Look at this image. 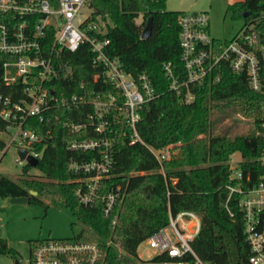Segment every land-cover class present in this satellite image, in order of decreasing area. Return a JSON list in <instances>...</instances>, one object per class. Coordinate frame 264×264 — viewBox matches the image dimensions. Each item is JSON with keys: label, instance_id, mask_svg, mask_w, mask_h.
<instances>
[{"label": "trees", "instance_id": "trees-1", "mask_svg": "<svg viewBox=\"0 0 264 264\" xmlns=\"http://www.w3.org/2000/svg\"><path fill=\"white\" fill-rule=\"evenodd\" d=\"M21 3L24 0H16ZM95 12L108 15L112 26L98 39H109L106 55L116 57L123 70L133 76L146 73L155 90V98L144 103L137 123V133L143 142L131 143L130 133L121 123L112 124L113 109H110L111 160L109 176L101 182V192L120 188L123 200L105 216L101 204L83 206L74 195L78 189L81 173L68 171L71 161L82 162L98 159V149L89 153L73 152L68 143L99 139L100 135L88 124L93 114V100L106 101L113 95L117 103L122 98L118 91L102 77V68L93 63L88 44L81 45L74 53L63 50L53 56V65L58 75L50 85L55 93L66 96L77 95L82 101L66 109L57 106L45 114L47 121L27 118L23 128L34 131L39 138L35 149L41 154L37 175L29 174L31 167L25 165L17 181L0 174V199L27 198L28 203L45 205L46 199L54 205L70 209L76 218L70 224L74 241H95L97 238L118 243L125 255L110 248L104 264H132L138 245L168 222V211L172 214L182 210L193 211L201 218L200 233L193 240L192 248L198 258L207 264H248L249 246L243 235L242 212L237 195L228 203V163L230 156L238 152L242 157L241 169L256 181L261 174L257 162L263 142L250 132L232 139L224 136H208L198 140L199 135H209L212 129L210 116L215 111L228 108L251 117L259 124L261 97L248 86L244 76L236 75L226 65H221L220 81L211 85L208 81L192 88L194 100L184 103L182 97L169 88L170 80L163 72L164 63H170L175 71L184 75L180 61L179 11L166 9L164 0L150 3L148 0H91ZM232 18L243 24L257 23L264 30V0H243L228 5ZM138 12L144 13L143 25L148 18L152 30L148 38H141L142 26L134 19ZM249 12L246 18L241 13ZM38 15L19 19L11 15H0V23L7 25L10 33L21 22L33 26ZM53 29L47 28L44 36L46 47L52 45ZM0 56L2 65L10 61ZM69 69V73L64 72ZM100 74L98 80L94 76ZM0 95L17 102L25 95L22 87L0 85ZM54 116L58 117L54 120ZM67 122L74 126L86 124L87 128L71 133ZM5 123L0 120V129ZM125 133V134H123ZM176 145L172 159L162 166L150 149ZM0 141V150L3 149ZM36 195H32V193ZM113 220L115 223L112 225ZM39 241H32L36 243ZM0 254H10L16 260L17 252L9 249L0 239Z\"/></svg>", "mask_w": 264, "mask_h": 264}, {"label": "built area", "instance_id": "built-area-1", "mask_svg": "<svg viewBox=\"0 0 264 264\" xmlns=\"http://www.w3.org/2000/svg\"><path fill=\"white\" fill-rule=\"evenodd\" d=\"M0 15L19 19L38 15L33 26L23 21L12 33L7 25L0 23V56L6 55L11 59L2 65L0 85H20L25 94L17 102L0 95V120L5 123V127L0 129V141L4 146L0 150V161L10 146L17 147V155L19 151H26V156L39 161L41 154L35 149V144L39 142L38 135L23 128L24 122L31 117L40 123L47 121L49 118L45 114L58 105L68 109L82 101V97L77 95L55 93L50 83L58 77L53 56L63 50L74 53L81 45L88 44L93 63L102 68L104 81L118 91L122 101L118 104L117 97L113 95L106 101L100 98L93 100L94 112L87 120L100 138L70 142L68 149L80 153L98 149L99 157L89 161H71L67 168L71 173L83 175L74 193L78 202L85 207L100 203L104 215H112L124 194L120 188L101 192V182L109 176L112 167L110 109L116 115H112V124L121 123L129 131L131 143L143 144L137 133V123L144 103L156 96L149 76L146 73L133 76L123 70L118 58L106 55L109 39H98V35H105L113 23L108 15L95 12L91 0H24L21 3L0 0ZM134 21L142 26V33L146 25H143L144 13L138 12ZM177 22L184 75L175 71L170 63H164L162 69L170 80L169 88L180 95L184 103H190L194 100L192 88L206 81L211 85L218 83L219 69L221 65H226L234 74L244 76L247 86L261 97L260 122L258 125L252 122L254 136L264 144V30L259 31L257 23H246L228 40H220L210 36L207 12H181ZM50 27L53 29L52 45L47 48L43 40L46 29ZM64 72L69 73V69L66 68ZM100 77V74H96L94 80ZM57 119L54 116V120ZM64 126L71 133L87 128L86 124L74 126L67 122ZM175 146L150 151L162 166L164 161L172 159ZM15 162L24 167L29 165L26 159L21 160L19 156ZM241 162L242 157L233 165L228 163L229 183L226 189L229 195L226 203L237 195L244 240L250 252L248 264H264V146L257 158L261 174L256 181L251 180L250 174L242 173ZM114 223L113 220L112 225ZM200 226L201 218L195 212L182 210L172 214L169 210L165 227L150 234L138 245L146 246L151 254L147 258L140 256L138 247L136 255L131 258L132 264H207L198 258L191 244L200 233ZM110 248L125 255L118 243L110 240L97 238L95 241L78 242L71 238H49L32 243L28 259L22 264H104Z\"/></svg>", "mask_w": 264, "mask_h": 264}, {"label": "rangeland", "instance_id": "rangeland-1", "mask_svg": "<svg viewBox=\"0 0 264 264\" xmlns=\"http://www.w3.org/2000/svg\"><path fill=\"white\" fill-rule=\"evenodd\" d=\"M243 2V0H164L166 9L172 12H207L210 19V36L224 40L229 39L243 24L240 19L232 18L228 5ZM138 21V20H137ZM212 129L209 135H199L198 140H207L208 136H245L254 130L253 119L228 108L215 111L210 116ZM176 153V151H175ZM17 147L10 146L0 161V174L17 181L23 172L24 165H18ZM241 159L238 152L230 156L229 163L235 164ZM29 174L37 175L35 168H30ZM45 205L26 203L18 205L8 199H0V239L6 241L8 248L17 252V259L25 263L30 252V242L45 239H62L72 237L70 224L76 218L70 209L63 205H54L42 199ZM138 254L147 258L151 251L143 244L138 248ZM10 254H0V264H14Z\"/></svg>", "mask_w": 264, "mask_h": 264}, {"label": "water", "instance_id": "water-1", "mask_svg": "<svg viewBox=\"0 0 264 264\" xmlns=\"http://www.w3.org/2000/svg\"><path fill=\"white\" fill-rule=\"evenodd\" d=\"M249 15H250L249 12L241 13L242 18H246ZM146 21H147L146 25L143 28L142 33H141L142 39L148 38L150 36L151 30H152L151 19L148 18ZM18 156L21 160L26 159V162H28V164L30 165L31 168H36L38 166L39 162L37 161V159H35L31 156H26V151H19ZM32 195H36V194L33 192ZM9 201H10V203H13V204L26 205L27 198H10ZM14 264H22V263L18 259H16V260H14Z\"/></svg>", "mask_w": 264, "mask_h": 264}, {"label": "crops", "instance_id": "crops-1", "mask_svg": "<svg viewBox=\"0 0 264 264\" xmlns=\"http://www.w3.org/2000/svg\"><path fill=\"white\" fill-rule=\"evenodd\" d=\"M239 28H240V27H239ZM209 33H210V28H209ZM235 33H236V32H235ZM235 33H234V34H235ZM232 35H233V34H232ZM232 35H231V37H232ZM231 37H230V38H231ZM224 40H228V39H224Z\"/></svg>", "mask_w": 264, "mask_h": 264}]
</instances>
